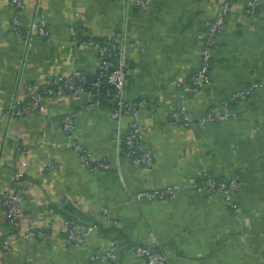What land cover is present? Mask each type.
I'll list each match as a JSON object with an SVG mask.
<instances>
[{
  "label": "crops",
  "instance_id": "0c3cea01",
  "mask_svg": "<svg viewBox=\"0 0 264 264\" xmlns=\"http://www.w3.org/2000/svg\"><path fill=\"white\" fill-rule=\"evenodd\" d=\"M225 1L152 0L141 7L135 0H25L20 15L44 19L48 29L31 27L26 51L13 25L15 4L0 0V197L19 190L24 212L16 232L0 206V264H147L138 245L165 251L168 264H264V1L248 14L247 0H233L213 48L210 79L197 92L189 88L202 35ZM121 29L131 46L125 98L146 100L138 116L142 149L154 157L149 167L122 151L134 114L115 119L106 98L89 106L80 89L48 97L27 114L11 113L36 82H55L74 70L98 73V43L75 35L114 38ZM253 83L258 86L246 98L232 99ZM224 100H230L227 118L186 126L173 116L183 108L222 116ZM71 142L92 162L109 166H86ZM206 171L218 179L239 177V208L203 187ZM173 184L179 185L174 195L137 196ZM68 216L96 226L81 245L68 238ZM29 228L48 232L26 238ZM112 245L115 252L103 262L99 256Z\"/></svg>",
  "mask_w": 264,
  "mask_h": 264
},
{
  "label": "built area",
  "instance_id": "2783aa9c",
  "mask_svg": "<svg viewBox=\"0 0 264 264\" xmlns=\"http://www.w3.org/2000/svg\"><path fill=\"white\" fill-rule=\"evenodd\" d=\"M138 6H146L152 0H135ZM264 0H247L246 12L248 14H255L261 3ZM16 6V15L13 19L14 28L20 32L21 30V11L25 5V0H12ZM233 0H226L221 9L218 11L215 18L208 22V29L202 35L204 43L201 51L200 65L197 68L194 78L189 85L190 90L197 92L201 89L202 85L210 79V70L213 61V48L220 44V32L225 25L227 16L232 7ZM32 29L38 30L42 34H47L46 21L44 19L34 20L30 23ZM75 40L78 42L87 41L88 43H98L99 49V71L96 79L88 80L87 74L81 70H74L73 72L63 76L60 80L55 82L39 81L32 85L27 98L18 99L11 108L12 113L16 115H24L30 112L35 107H43L45 100L48 97H56L67 92L76 90H85L89 95L88 105L93 106L94 100L103 97L104 95L109 98L113 103L112 116L115 119H120L125 112L134 114V121L125 135V148L126 154L131 156L133 162L141 167H149L154 163V157L148 151H144L141 146L143 139V128L141 120L138 116L139 109L146 105L145 99L127 100L125 98V88L128 83L132 66L127 56V44L129 41V34L126 29H121L117 32L114 39L104 42H97L94 35L86 34L85 39H81V35H75ZM258 84L253 83L245 88L239 90L234 94L232 99L246 98ZM231 99V100H232ZM230 100H224L223 105L225 112L222 116H217L213 112H208L203 115H194L186 111L185 108L174 112L173 116L176 120L182 121L186 126L197 122L199 125H204L211 120L218 118H227L231 115L229 110ZM67 130L74 128V122L71 117H67L65 121ZM82 152V160L88 167H107L109 163L106 160H99L92 162L90 153L82 147L80 143H72ZM25 149H19L18 152H25ZM25 163L26 160H23ZM21 176V172H17ZM205 183L204 188H208L212 193H217L224 196L235 207L239 208L238 203L235 201V192L239 188L240 180L238 176H233L229 179H218L214 177L211 172L206 171L204 174ZM203 187H199L203 189ZM179 185H169L164 189L157 190H143L138 193V197L155 198L168 197L174 195L178 190ZM22 193L19 190L10 191L0 197V206L4 208L8 221L11 226L17 230L22 224L24 212L21 209ZM68 238L74 245L83 244L91 235L96 227L95 224L82 226L75 221H67ZM48 230L44 228H29L25 232L26 238L39 237L44 238ZM18 233H12L7 236L4 241V247L11 249L15 243ZM116 250V246L112 245L107 253L99 256L103 262L109 259ZM138 256L146 259L147 264H168V255L165 251L158 249L154 245H138L136 247Z\"/></svg>",
  "mask_w": 264,
  "mask_h": 264
},
{
  "label": "water",
  "instance_id": "95a60500",
  "mask_svg": "<svg viewBox=\"0 0 264 264\" xmlns=\"http://www.w3.org/2000/svg\"><path fill=\"white\" fill-rule=\"evenodd\" d=\"M21 22H22L21 30H20V33L22 34L21 38H22V40L26 41V51H28V47H29L30 39H31V35H32V29H31V27L28 26L30 20H28V17L26 15H22L21 16ZM31 22H33V19L31 20ZM14 37H15V39H18L17 34L14 35ZM130 50H131V46H128L126 49L128 57H129ZM17 93H16V95H17ZM11 113H12V111H11Z\"/></svg>",
  "mask_w": 264,
  "mask_h": 264
},
{
  "label": "trees",
  "instance_id": "16d2710c",
  "mask_svg": "<svg viewBox=\"0 0 264 264\" xmlns=\"http://www.w3.org/2000/svg\"><path fill=\"white\" fill-rule=\"evenodd\" d=\"M115 38V37H114ZM114 38H100V37H96V36H94V39H96L97 40V42H106V41H109V40H112V39H114ZM81 39H85L84 37H82L81 36ZM130 64H131V62H130ZM84 72V71H83ZM86 74H87V78H88V80L89 81H91V80H93V79H96L97 78V76H98V73L97 74H95V75H91L90 73H87V72H85ZM103 98H106V100L105 101H110L109 100V98L108 97H106L105 95L103 96ZM111 106H113V103H111ZM122 151L124 152V153H126V148H125V141L123 140V142H122ZM79 217V216H78ZM68 220L69 221H75V222H77V223H80V221H79V218H74L73 216H68ZM81 224V223H80Z\"/></svg>",
  "mask_w": 264,
  "mask_h": 264
}]
</instances>
